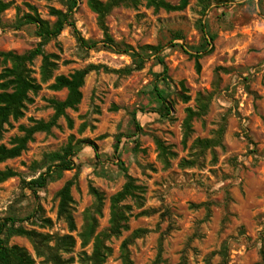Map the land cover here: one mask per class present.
<instances>
[{"label": "rangeland", "instance_id": "374dc122", "mask_svg": "<svg viewBox=\"0 0 264 264\" xmlns=\"http://www.w3.org/2000/svg\"><path fill=\"white\" fill-rule=\"evenodd\" d=\"M13 1L2 15L0 52L25 54L37 47L34 25L13 27L31 12L29 5L51 23L55 18L50 8H67L66 0ZM73 1L76 33L66 27L44 46L46 54L57 57L53 78L37 93H30L24 116L5 126L0 144L10 147L11 140L23 134L19 126L30 127L33 120L47 122L53 117L51 101L67 96L66 90L50 88L56 76H68L89 64L113 69L131 64L129 57L102 48L103 33L87 0ZM106 22L116 42L134 47L162 45L168 79L155 75L163 68L153 59L129 76L91 72L81 103L76 110L66 111L73 126L60 118L49 134L36 133L20 157L0 164V170L8 167L18 174L0 184V218L13 217L25 230L40 235L37 243L15 236L8 244L25 248L37 264H92L93 240L83 246L80 239L85 212L94 203L90 189L104 195L96 235L106 233L110 200L125 184V168L144 192L140 199L123 202L130 207L127 229L105 241L110 248L106 264H122L121 244L139 229L148 232L130 244L132 264H155L161 237L163 253L158 264H180L183 257L188 264H224L219 255L206 261L223 244L229 248L226 264H257L264 245V0H190L181 12L119 6ZM202 25L215 40L213 52L202 56L198 71L192 55L204 42ZM77 33L97 43V49L82 48ZM41 64L42 58L37 57L29 66L39 81ZM156 90L164 94L169 112ZM183 95L190 98L187 103ZM200 95L208 102V110L193 120V132L184 142L186 109L197 110ZM82 124L87 127L80 131ZM219 130H223L220 145L202 149L195 144L217 138ZM156 137L175 154L168 167L159 158ZM70 142L78 150L75 168L45 189L29 190L25 182L53 166L46 155ZM184 160L194 163L184 167ZM68 181L74 182L73 232L57 217L58 193ZM206 202L212 203L209 216L204 208H196ZM66 236L74 239V247L66 249L60 242Z\"/></svg>", "mask_w": 264, "mask_h": 264}, {"label": "trees", "instance_id": "16d2710c", "mask_svg": "<svg viewBox=\"0 0 264 264\" xmlns=\"http://www.w3.org/2000/svg\"><path fill=\"white\" fill-rule=\"evenodd\" d=\"M190 0H179L177 4H173L168 0H87L88 8L97 15V24L103 33L102 48L110 52L127 56L131 59V64L124 68L113 69L102 64H89L83 69L77 70L74 73L65 76L58 75L54 78L53 84L50 88L54 91L66 90L67 96L63 101L52 100L51 104L54 109L53 117L45 121H35L30 127L19 126V131L23 134L16 136L11 140L10 147L0 144V164L8 160H12L21 156L27 149L28 143L33 141L36 133H47L57 125L60 118L64 117L69 125L73 126V121L66 114L68 109L76 110L82 101V88L85 84V79L91 72L113 73L120 76H129L136 71H141L146 64L153 59L157 65L163 68L161 74L156 76H164L168 79V66L165 57L161 55L164 47L158 45H144L134 47L125 42H116L109 32L106 19L113 9L119 6L138 8L145 5L148 8H153L155 11L164 10L166 12H181L189 5ZM14 4L13 0H0V25L2 24V15L10 9ZM66 10L62 11L56 8H50V16L55 18L53 23L40 17L37 10L33 6H28L31 12L25 14L23 17L16 20L14 28L19 30L27 25H34L36 27V36L39 39L37 47L25 54H17L15 52H0V135H2L9 126L11 120L18 121L24 116L26 104L31 101L30 93H37L41 90L42 84L47 83L53 78L52 73L56 68L57 58L55 55L46 54L43 50L44 46L52 39L58 38L66 27H72L76 33L75 24L71 19L72 11L76 6L73 0H66ZM204 42L196 49L194 55L197 70H200V59L203 55L211 54L214 46L213 42L215 36H209L204 25L200 28ZM208 36V37H207ZM77 40L82 48L88 50L97 49V43L88 42L77 33ZM42 58L40 69V81L33 76V71L29 67L37 58ZM157 98L164 105V108L169 112V107L165 105L166 98L161 91L156 90ZM184 103H187L190 98L186 95L182 96ZM197 110L190 107L186 109V118L183 122L184 142L190 137L192 130V122L195 118L206 114L208 110V102L203 100L200 95L197 98ZM166 106V107H165ZM264 124V118H263ZM87 124H82L80 131L86 129ZM223 130H219L217 138L213 140H197L195 144L202 149H209L220 145ZM157 149L159 151V158L165 167L170 166V159L175 154L170 146L159 139H154ZM116 150L118 147L116 146ZM77 149L70 142L66 147L58 152H53L46 155V159L53 164L47 170L41 173L37 178L25 182L29 190L37 191L45 189L47 185L56 177H59L65 171H71L75 168L74 158L77 154ZM193 161L182 162L184 167L192 165ZM125 175V184L121 191L114 195L110 202V220L109 228L106 233L97 234L98 217L102 215L104 206V195L97 189L91 187L90 192L94 198L93 207L91 210L85 212V225L83 232L80 234V239L83 246H87L93 240V251L90 257L92 264H106L110 248L106 246L105 241L111 236H120L122 232L127 229L129 206L123 205L127 199L137 200L141 198L144 188L136 184L135 179L128 174L127 169L122 168ZM18 174L11 168L6 167L0 170V184L7 180L16 177ZM73 181H68L58 193V210L57 217L67 223L71 232L76 230L75 219L73 215L75 201L73 199L71 189ZM211 202L202 203L196 208H204L208 216L210 214ZM45 223L51 224L50 220H44ZM19 220L13 217L0 218V264H37L29 252L20 246H10L9 239L15 236L27 237L34 243H37L39 234L33 231H27L20 225ZM147 230H136L132 235L125 239L120 248L122 264H132L131 253L129 250L130 244L139 237L145 235ZM64 243L66 249L74 247L75 241L71 236H66L60 240ZM163 253V237L159 242L157 260L155 264L161 261ZM219 255L224 264L228 261L229 248L227 244H223L218 252L212 253L210 257ZM260 260L257 264H264V245H262L260 252ZM180 264H188L186 257H183Z\"/></svg>", "mask_w": 264, "mask_h": 264}]
</instances>
